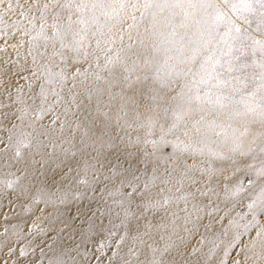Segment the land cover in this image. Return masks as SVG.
Wrapping results in <instances>:
<instances>
[{
    "label": "snow or ice",
    "instance_id": "1",
    "mask_svg": "<svg viewBox=\"0 0 264 264\" xmlns=\"http://www.w3.org/2000/svg\"><path fill=\"white\" fill-rule=\"evenodd\" d=\"M0 6H3L0 31L7 35V29H15L29 37L27 55L32 61L31 76L40 81L39 91L29 97L33 104L39 100L36 119L52 113L50 124L59 122V134L57 129L43 125L39 130L24 132L13 123L12 128L5 127L9 143L4 147L14 146L18 158L23 155L22 149L35 148L41 155L42 168L43 157L51 155L44 151L49 145L55 149L68 143L75 149H62L69 162L60 160L51 177L46 176V182L50 179L55 184L57 175L65 179L74 170L72 163L77 166L81 163L76 159L79 155L85 167L77 182L89 186L92 182L101 183L100 169L104 164L98 159L99 154L105 148L113 150L110 154L120 152L118 142H124L127 136L131 144L132 132L137 133L135 144L141 141L151 144L153 154L160 150L161 144H171L178 153L156 158L153 175L143 189L133 184L139 178L130 169L125 171L132 180L116 172L115 166L109 168L112 177L103 175L104 180L119 179L121 188L116 191L122 192L123 198L114 203L125 215L132 214L137 220L147 219V214L161 208L167 211L166 206L173 202L168 193L180 192L186 182L193 190L177 197L178 201L187 204L189 197L196 199L197 192L200 196H210L213 189L200 185L211 183L223 173L224 169L217 168L214 161H228L235 166L237 157H250L253 163L246 164V168L264 180V0H15V4L13 0H0ZM21 21H27V26ZM253 23L256 27L250 31ZM141 26H144L142 32ZM133 30L138 47H134L137 40L133 39ZM125 33L132 43H124ZM22 45L20 41L12 47ZM249 49L253 57L258 54V59L254 58L251 64L241 63ZM225 64L227 69L221 71ZM249 67L255 69L253 75L259 81L254 91L248 90L245 70ZM26 70L21 66L16 74ZM224 76L228 78L223 79ZM68 81L71 87L65 93ZM176 87L180 90L175 91ZM16 102L26 104L20 97L13 101ZM0 107L8 106L0 104ZM27 111L28 108L21 109L17 119L23 120ZM3 115L9 118L7 112ZM162 115L171 116L167 128L160 122ZM256 124L259 129L253 130L252 125ZM157 128L160 138L149 139ZM77 132L81 133L79 147L75 144ZM121 132L125 135H120ZM169 134L175 139H166ZM211 144L219 147L214 150L209 147ZM92 152L97 156L92 157ZM205 156L208 158L197 160ZM85 157L96 159L100 167L89 164ZM189 158L192 163L187 162ZM116 159L120 157L117 155ZM89 169L93 173L91 181ZM240 170L238 166L235 168L237 172ZM157 180L164 187L156 185ZM13 183L7 182V187L11 188ZM127 187H132V191H123ZM152 187L158 189L155 195ZM224 189L225 198L236 197L243 191L240 183L231 188L224 185ZM109 195L114 196L115 192ZM258 200L264 207V185ZM255 204L254 200L248 207L251 209ZM193 209L197 214L204 211L196 204ZM185 222L191 221L186 217ZM155 227L167 225L161 221ZM152 228L148 222L146 230L137 231L132 239L151 250L149 264H169L167 254L173 245L156 248L143 238H151ZM253 258L254 262H264V226L257 229L255 238L246 246L245 264ZM57 264L65 261L58 259Z\"/></svg>",
    "mask_w": 264,
    "mask_h": 264
},
{
    "label": "rangeland",
    "instance_id": "2",
    "mask_svg": "<svg viewBox=\"0 0 264 264\" xmlns=\"http://www.w3.org/2000/svg\"><path fill=\"white\" fill-rule=\"evenodd\" d=\"M13 3L15 4V0ZM11 18L16 19L17 17L12 16ZM21 23L27 26V21H21ZM126 26L125 24L124 27ZM143 27L141 26V32ZM255 27L256 25L253 23L250 31ZM6 31L7 35L4 31H0V104L8 107H0V128L7 123L12 128L14 123L21 131L32 132L33 128L39 130L43 125L57 129V134H59V122L56 125L50 124L52 113L37 120L35 110H38L39 100L37 99L36 104H33L32 99H29L39 91L40 83L31 76L29 66L32 61L31 57L27 55L29 37L22 35L19 30L7 29ZM254 34L259 35L258 33ZM132 35L133 39L137 40L135 30ZM20 41H23L21 47H12ZM124 43H132L129 41L127 33L124 35ZM138 46L137 40L134 47ZM117 47H119V41H117ZM235 55H239V53H235ZM254 58L258 59V54L253 57L249 49L240 62L251 64ZM224 59H231V57ZM102 63L103 60H101ZM233 63L235 64V61ZM21 66L27 70L17 75ZM84 67L87 68L88 64L85 63ZM227 67L228 65L225 64L221 71H225ZM93 70H95L94 66ZM254 71L255 69L251 67L245 70L249 91H254L259 83L254 78ZM240 74L232 73V75ZM227 78V76L223 77V79ZM29 83H32L31 90ZM69 87H71V81H68L64 89L65 93ZM201 89L206 91L204 86H201ZM179 90L178 87L175 88V91ZM17 97L26 101V104L13 103ZM235 98L238 100L240 96L237 95ZM23 108H28L27 115L23 120L17 119L18 116H21ZM57 111H62V109H57ZM5 112L9 114L8 119L3 115ZM61 118L63 119V117ZM160 122L164 123L167 128L172 122L171 116L164 117L162 115ZM29 124H32L33 127H29ZM252 128L258 130L259 125H252ZM13 131L15 132L16 129ZM128 131L131 132V129ZM7 135L4 130H0V146L6 144ZM80 135L81 133L77 132L76 145H80ZM120 135L125 134L121 132ZM136 135L137 133L132 132L131 144L128 143L127 136H125L124 142H118L120 152L110 154L113 153V150L105 148L99 154L98 159L104 164V167L100 169L103 175L112 177L113 172L109 168L115 166L116 172L132 180V176L125 171V169H130L139 178L133 180V184L139 189H143L145 182L153 175L156 158L158 156L167 158L178 155V153L175 152L171 144H161L160 150L153 154L151 144H144L142 141L140 144H135ZM140 135L143 136V133L141 132ZM160 136L161 133L157 128L149 139L158 140ZM166 139L173 140L175 137L169 134ZM209 147L215 150L219 145L211 144ZM9 148L12 149L11 155L6 150L2 156L11 159L10 171L4 172L6 167L0 165L2 171V173L0 171V212L4 207H11L13 208L11 210L13 218L7 220L3 225L0 224V232L9 227L13 229L5 234H0V256L4 261L0 263L57 264V260L61 259L65 261V264H124L125 261L131 264L141 258V253L144 250L150 253L149 261H151V250L144 244H139L138 240L133 241L132 239L137 231L143 233L146 230L145 225L151 222L153 225L149 234L151 238L143 237L147 243L153 240L156 241L159 248H163L170 244L171 237L175 238L173 252L175 255L167 254L169 264H235L236 261L245 264L246 246H249L251 240L255 238L257 229L264 226V207L258 200L264 180L246 168V164L253 163L250 157H237L238 165L235 166L228 161H214L217 168L224 169L223 173L211 183L200 185L202 188L206 186L213 189L210 196H200L197 192L196 199L189 197L187 204L183 200L178 201L177 197L193 190L188 187L186 182L180 192L173 190L168 193L172 196L173 202L166 206L167 211L161 208L155 213L147 214V219L140 217L137 220L132 214L125 215L120 210V206L114 203V200L123 198L122 192L116 191L117 188H121L119 179L104 180L102 175L100 176L101 183L92 182L89 186L77 182L79 177L84 175L85 167L79 155L76 159L81 160V163L78 166L72 163L74 170L68 173L65 179L60 181V176L57 175L55 184H52L50 179L46 182V176L51 177L53 169L56 164L60 163V160L69 162L62 149L67 148L74 151L75 149L70 144L63 143L55 149L49 145L47 149H44L51 155L44 157L43 168L41 167L42 158L38 163H33L40 156L35 148L22 149L23 155L19 158L14 155L15 147L10 146ZM117 155L120 157L119 160L116 159ZM91 156L96 157L97 153L92 152ZM207 158V156L197 157V160ZM85 159L89 164L100 167L96 159L88 157ZM187 162L192 163L193 160L189 158ZM237 166L241 169L239 172L235 171ZM61 167L63 171L67 172L66 167L63 165ZM56 171L59 172L60 169H56ZM42 172L45 175H41ZM160 173H163V168L160 169ZM92 174V170L89 169L88 178L90 181ZM224 176H227L228 179H224ZM35 180H38V183H35ZM9 181L14 182L11 188L7 187ZM237 183L242 185L243 191L236 197L225 198L224 185L231 188ZM155 184L164 187L159 180ZM105 185L107 190H105ZM176 187L179 188L180 185L177 184ZM157 190L156 187H152V194L155 195ZM123 191L131 192L132 187L124 188ZM109 192H115V195L110 196ZM140 195H143V192ZM31 196H33V200L30 202L35 203L36 201V208L28 202ZM254 200L256 204L250 209L248 205ZM16 203L23 206L20 212L14 207ZM137 203H139V196H137ZM193 204H196L198 208H204V211L197 214L193 209ZM185 208L187 211L182 210ZM209 211L211 215H208ZM171 213H175V216ZM20 214L21 220L27 219L30 222L28 225L26 221L22 223L21 236L18 233L19 226H12L14 217H18ZM189 214L191 215L189 216ZM6 215V212L1 213L2 218ZM135 215L138 216L139 213L137 212ZM197 215L200 217L199 219ZM186 217L191 222L186 223ZM161 221L167 227L157 229L155 225L160 224ZM229 221H233V223L230 224ZM190 237V242H188ZM129 249H132L131 253ZM4 253H6L5 256ZM247 255L251 257L252 253L247 252ZM246 264H264V262L258 260L254 262L253 258Z\"/></svg>",
    "mask_w": 264,
    "mask_h": 264
},
{
    "label": "bare ground",
    "instance_id": "3",
    "mask_svg": "<svg viewBox=\"0 0 264 264\" xmlns=\"http://www.w3.org/2000/svg\"><path fill=\"white\" fill-rule=\"evenodd\" d=\"M5 127H7V128H11V126L7 123V124H3L2 125V127L0 128V130H4V132L6 133V134H8L9 135V133L5 130ZM8 135H7V142H6V144L7 143H9L8 142ZM77 147H79L80 145H76ZM8 151V153L11 155V148H9V147H7V148H5L4 146H0V165L1 166H3V167H6L5 168V171L4 172H9L10 171V164H11V159L9 158V157H5V156H2V153L4 152V151ZM36 152V151H35ZM45 157V156H44ZM44 157H43V159H44ZM32 160H34V159H32ZM41 160V155L37 158V159H35L34 161H36V163H38V161H40ZM34 163V162H33ZM0 171H1V169H0ZM12 172V171H11ZM1 173H2V171H1ZM59 180L61 181V178H59ZM41 182V181H40ZM35 183H38V180H35ZM59 184H61L60 182H59ZM97 191V190H96ZM32 197L33 196H31V198L29 199V203H30V205L33 207H37L36 206V201H35V203L34 202H30V201H32L33 199H32ZM8 201V200H7ZM113 205V204H112ZM14 207L20 212V210H21V207H23L22 205H20V204H17L16 203V205H14ZM13 208H11V207H4L3 209H2V211L0 212V224H4L7 220H9L10 218H13L12 217V210ZM3 212H6V217H4V218H2L1 217V213H3ZM116 213V212H115ZM155 213V212H154ZM20 216H21V214L18 216V217H14V221H13V223H12V226H19V229H18V233L20 234V236H21V233H22V231L20 230V227H21V225H22V223L24 222V221H26L27 222V225L30 223L27 219H22L21 220V218H20ZM3 227V226H2ZM10 228V227H9ZM5 229L4 231H2V232H0V234H5L7 231H9V230H12L13 228H10V229ZM4 229V228H3ZM26 229V228H25ZM27 230H28V228H27ZM10 232V231H9ZM192 234H193V230H192ZM192 237V236H191ZM191 237L190 238H188V242H190V239H191ZM112 240V239H111ZM175 243V238L174 237H171V241H170V244L171 245H173V248H171L170 249V251H169V255H175V253H173L174 252V244ZM139 244H140V242H139ZM148 244H151L153 247H156V248H159V245H157L156 244V241H150V242H148ZM190 244V243H189ZM4 256L6 255V253H4L3 254ZM149 255H150V253H148V252H145V250L141 253V258L139 259V260H137V262H133V263H131V264H149V260H150V257H149ZM111 258V257H110ZM0 262H4L3 261V259H2V256H0ZM0 264H4V263H0Z\"/></svg>",
    "mask_w": 264,
    "mask_h": 264
}]
</instances>
